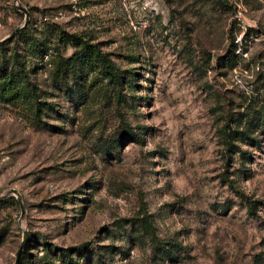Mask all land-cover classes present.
<instances>
[{
	"label": "rangeland",
	"instance_id": "rangeland-1",
	"mask_svg": "<svg viewBox=\"0 0 264 264\" xmlns=\"http://www.w3.org/2000/svg\"><path fill=\"white\" fill-rule=\"evenodd\" d=\"M19 5L0 264H264V0H0V38Z\"/></svg>",
	"mask_w": 264,
	"mask_h": 264
},
{
	"label": "trees",
	"instance_id": "trees-1",
	"mask_svg": "<svg viewBox=\"0 0 264 264\" xmlns=\"http://www.w3.org/2000/svg\"><path fill=\"white\" fill-rule=\"evenodd\" d=\"M24 30L18 31L16 34L21 33ZM59 35V34H58ZM61 39H63L62 35H59ZM71 43H77L78 45H83L84 48V54L86 55L90 60L95 62L97 66L107 71V74L109 75L110 79L113 81H116L117 79V72L115 65L103 54L100 53V51L95 47L94 44H85L84 41L74 40L71 39ZM1 49V46H0ZM32 52L34 55H37L39 53V48L37 45H35L32 49ZM82 56V54L80 55ZM75 57L78 59L79 55L74 53V55L69 57H62L60 56L58 58L56 69L59 70L62 67L65 66H71L73 64V61ZM14 70V71H13ZM26 73L24 66L16 62V67L13 68L11 71H7L5 68L3 70H0V89L1 91H4L6 95L9 94L10 98H17L22 97L26 98L28 96L33 97L34 96V88L30 85L29 82H25L26 76L24 75ZM59 73L63 72H58ZM73 74H76V71H72ZM78 74V73H77ZM23 75L25 76L23 79ZM118 96V95H117ZM239 196L246 202V204L251 207L253 203H255L254 200L248 199L244 194L238 192Z\"/></svg>",
	"mask_w": 264,
	"mask_h": 264
},
{
	"label": "water",
	"instance_id": "water-1",
	"mask_svg": "<svg viewBox=\"0 0 264 264\" xmlns=\"http://www.w3.org/2000/svg\"><path fill=\"white\" fill-rule=\"evenodd\" d=\"M18 8H19L21 11L24 12V18H23L22 23L19 24V25H17V26H15V27H14V28H13L8 34H7V35H5L4 37L0 38V42H2V41H3L4 39H6V38L11 37L14 33L18 32V31L22 28V26L27 22V19H28V11L25 9V7H23V6H21V5H19ZM25 235H26V233L24 232V233H23V238L25 237ZM21 244H22V242L20 243V246H21ZM20 246H19V248H20ZM19 248H18L17 251H16V257H17V255H18ZM16 257H15V259H16Z\"/></svg>",
	"mask_w": 264,
	"mask_h": 264
}]
</instances>
